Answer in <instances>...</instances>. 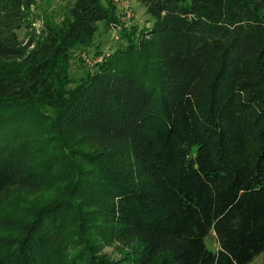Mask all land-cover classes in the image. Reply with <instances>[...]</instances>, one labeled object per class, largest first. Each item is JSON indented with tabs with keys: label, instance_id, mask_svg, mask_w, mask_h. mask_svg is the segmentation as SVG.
Here are the masks:
<instances>
[{
	"label": "trees",
	"instance_id": "trees-1",
	"mask_svg": "<svg viewBox=\"0 0 264 264\" xmlns=\"http://www.w3.org/2000/svg\"><path fill=\"white\" fill-rule=\"evenodd\" d=\"M113 1L69 0L38 27L37 0H0V264H248L264 252V0H136L154 19L140 31ZM101 23L126 46L72 74Z\"/></svg>",
	"mask_w": 264,
	"mask_h": 264
},
{
	"label": "rangeland",
	"instance_id": "rangeland-1",
	"mask_svg": "<svg viewBox=\"0 0 264 264\" xmlns=\"http://www.w3.org/2000/svg\"><path fill=\"white\" fill-rule=\"evenodd\" d=\"M68 1L69 0H37V8L35 10L41 16L38 20V27H40V24L43 25V20L49 16L54 17L57 21H61ZM113 3L117 7L119 20L122 22L123 27L128 30L136 29L140 31L144 27L150 28L152 26L154 19L146 13V10L136 0H115ZM120 30V26L118 28H114V26L106 28L104 24L101 23L100 32L95 37L94 45L89 47L84 53L78 54L72 61V74L79 76L85 67L103 61L118 47L126 46V41L121 37ZM29 33L30 31L26 28L19 30V36L22 40H26ZM97 48H99L100 52L102 51L99 55L97 53ZM79 56L82 58L81 61L78 59ZM147 70L152 72L153 67L150 65L147 67ZM75 161L79 164H83V160L80 158H75ZM30 199L34 201V197H30ZM14 200H16V197ZM29 205L30 204L25 203L22 205L21 209L20 205H14L16 208L13 210L18 209L24 214L28 211L30 212V210H26V207ZM6 206L11 207L9 205ZM6 237V235L0 234V238ZM205 242L210 250H217L218 244L213 230L206 236ZM102 252L112 258H118L120 256L116 247L113 245H104ZM248 264H264V252L256 255Z\"/></svg>",
	"mask_w": 264,
	"mask_h": 264
}]
</instances>
